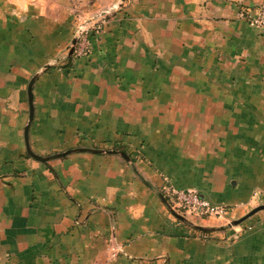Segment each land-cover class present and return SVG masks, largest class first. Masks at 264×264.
I'll return each instance as SVG.
<instances>
[{
	"label": "crops",
	"instance_id": "1",
	"mask_svg": "<svg viewBox=\"0 0 264 264\" xmlns=\"http://www.w3.org/2000/svg\"><path fill=\"white\" fill-rule=\"evenodd\" d=\"M263 4L0 0V264H264V210L229 225L264 204V26L241 16ZM38 71L34 153L122 150L217 209L203 229L116 153L31 158Z\"/></svg>",
	"mask_w": 264,
	"mask_h": 264
},
{
	"label": "water",
	"instance_id": "2",
	"mask_svg": "<svg viewBox=\"0 0 264 264\" xmlns=\"http://www.w3.org/2000/svg\"><path fill=\"white\" fill-rule=\"evenodd\" d=\"M80 32H77L71 42V45L69 46V55H71L75 49V46L78 42V39L80 37ZM48 65H45V67H47ZM44 67V68H45ZM39 71L37 73H35L29 80L28 85H27V99H28V120L27 123L24 127L23 130V138H24V143H25V150L27 152V154L38 161L41 162H46L49 159H53V158H58V157H62L66 154L69 153H73V152H81V151H86V152H92V153H116L118 155H120L121 157H123V159H125L131 166V168L135 171V173L147 184L149 185L154 191L155 193L158 195V197L161 199V201H163V203L165 204L166 208L179 220L195 227V228H199V229H203L201 226L196 225L195 223L191 222L189 219H187L184 215L178 213L172 206L171 204L167 201V199L165 198V196L163 195V193L161 191H159L157 188H155L154 186H152L149 182L145 181L141 175H139V173L136 171L130 157L122 150H117V149H104V148H94V147H74V148H70L67 149L65 151L62 152H57V153H53L51 155H46V156H41L38 155L36 153H34L30 147H29V142H28V127L32 121L33 118V103H32V85L34 80L36 79L37 75H38ZM259 210H264V204L258 205L254 208H252L251 210H249L245 215H243L242 217L235 219L233 221H231L229 223V225H237L239 223H241L243 220H245L247 217L251 216L252 214H254L255 212L259 211Z\"/></svg>",
	"mask_w": 264,
	"mask_h": 264
},
{
	"label": "built area",
	"instance_id": "3",
	"mask_svg": "<svg viewBox=\"0 0 264 264\" xmlns=\"http://www.w3.org/2000/svg\"><path fill=\"white\" fill-rule=\"evenodd\" d=\"M241 16L245 18L250 25L263 27L264 4L257 9L255 14L243 12L241 13ZM91 31L92 29H88L83 33L79 45L74 50L76 56H82L85 54ZM164 190L171 196L172 203H170L169 201L168 202L178 213H180L178 210H182L184 212L180 213L182 215L192 214L196 217H203L205 215H211L217 212V209L210 207L206 200L200 197L194 191L177 190L170 186L164 187Z\"/></svg>",
	"mask_w": 264,
	"mask_h": 264
},
{
	"label": "trees",
	"instance_id": "4",
	"mask_svg": "<svg viewBox=\"0 0 264 264\" xmlns=\"http://www.w3.org/2000/svg\"><path fill=\"white\" fill-rule=\"evenodd\" d=\"M162 193L163 195L165 196V198L167 199V201H169L170 203H172V199H171V196L164 190H162ZM180 213H184L182 210H178ZM185 224V223H183ZM205 232L208 231V230H204Z\"/></svg>",
	"mask_w": 264,
	"mask_h": 264
},
{
	"label": "rangeland",
	"instance_id": "5",
	"mask_svg": "<svg viewBox=\"0 0 264 264\" xmlns=\"http://www.w3.org/2000/svg\"><path fill=\"white\" fill-rule=\"evenodd\" d=\"M184 216H185L187 219H189L190 221H191V220L194 221V219L197 218L196 216H194V215H192V214H185Z\"/></svg>",
	"mask_w": 264,
	"mask_h": 264
}]
</instances>
